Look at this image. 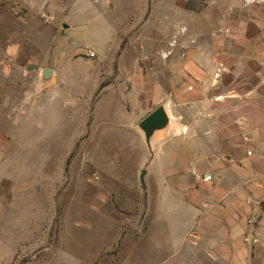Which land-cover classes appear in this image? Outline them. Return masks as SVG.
<instances>
[{
    "label": "rangeland",
    "instance_id": "374dc122",
    "mask_svg": "<svg viewBox=\"0 0 264 264\" xmlns=\"http://www.w3.org/2000/svg\"><path fill=\"white\" fill-rule=\"evenodd\" d=\"M25 1L0 0V264H221L191 258L190 123L204 101L192 116L190 62L220 68L232 109L252 71L237 66L251 53L235 52V21L203 20L197 0H111L106 15L83 0L68 36ZM162 106L170 125L149 148L139 124Z\"/></svg>",
    "mask_w": 264,
    "mask_h": 264
},
{
    "label": "crops",
    "instance_id": "0c3cea01",
    "mask_svg": "<svg viewBox=\"0 0 264 264\" xmlns=\"http://www.w3.org/2000/svg\"><path fill=\"white\" fill-rule=\"evenodd\" d=\"M90 1L100 13L99 3L112 7L111 0ZM25 2L43 18L58 21L69 36L72 26L67 16L71 11L79 10L85 1ZM191 9L194 14H202L203 20L212 17L233 19L236 23L233 32L235 52L251 53L244 55L237 66L252 70L249 78L243 71L236 78L235 92L229 94L235 98L234 107L227 109L228 95L224 90L221 93L222 82L214 78V75L220 78L223 73L207 57H199L193 51L194 58L190 62V68L194 70L190 78L192 116L195 115V101L202 99L204 107L202 118L190 123V186L198 185L190 187L191 258L201 255L213 263L264 264V0H217L213 4L210 0H197ZM102 13L106 15V12ZM202 35L209 36V30L203 29ZM71 42L68 38L66 46ZM209 46V40L204 38L201 48L196 51L207 52ZM199 67L213 69V74L201 75ZM45 70L48 69L42 70L41 81L52 84L55 72L51 70L53 74L46 80ZM199 85L203 87L202 98L196 96ZM213 87L219 90L216 96L210 92ZM226 115H233L235 119L226 122ZM168 128L157 131L148 147L157 134ZM193 172L200 176L211 175L212 180L198 182ZM250 217L257 220L254 233L259 242L255 245L244 242V237L252 232L247 225Z\"/></svg>",
    "mask_w": 264,
    "mask_h": 264
},
{
    "label": "water",
    "instance_id": "95a60500",
    "mask_svg": "<svg viewBox=\"0 0 264 264\" xmlns=\"http://www.w3.org/2000/svg\"><path fill=\"white\" fill-rule=\"evenodd\" d=\"M51 70H45L43 72L44 79L48 80L52 76ZM170 125V117L165 107H159L152 114H150L140 124V129L145 135L147 144L150 146V140L153 135L160 130L166 129Z\"/></svg>",
    "mask_w": 264,
    "mask_h": 264
},
{
    "label": "built area",
    "instance_id": "2783aa9c",
    "mask_svg": "<svg viewBox=\"0 0 264 264\" xmlns=\"http://www.w3.org/2000/svg\"><path fill=\"white\" fill-rule=\"evenodd\" d=\"M88 57L89 58H94L95 57V53L89 51L88 52ZM194 176L196 177V180L198 182H204V183H207V182H210L212 180V176L211 175H203V176H200V175H197L195 172H193ZM257 224V220L253 217H250L247 219V225L248 227L251 228L252 232L250 234H247L245 237H244V242L246 244H252V245H255L259 242V239L257 238L256 234L254 233V229H255V226Z\"/></svg>",
    "mask_w": 264,
    "mask_h": 264
}]
</instances>
